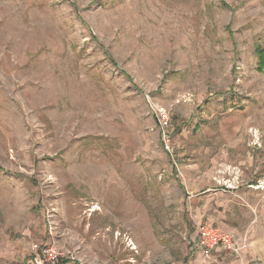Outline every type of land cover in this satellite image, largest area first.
I'll use <instances>...</instances> for the list:
<instances>
[{
	"label": "rangeland",
	"instance_id": "rangeland-1",
	"mask_svg": "<svg viewBox=\"0 0 264 264\" xmlns=\"http://www.w3.org/2000/svg\"><path fill=\"white\" fill-rule=\"evenodd\" d=\"M49 246L264 264V0H0V264Z\"/></svg>",
	"mask_w": 264,
	"mask_h": 264
},
{
	"label": "built area",
	"instance_id": "built-area-1",
	"mask_svg": "<svg viewBox=\"0 0 264 264\" xmlns=\"http://www.w3.org/2000/svg\"><path fill=\"white\" fill-rule=\"evenodd\" d=\"M197 245L204 257L208 258L210 253L216 250L229 252L240 256L247 250L246 239L237 240L233 234L220 230L210 222L199 224L197 230ZM44 260L36 258L34 264H53L64 255L52 246L42 250Z\"/></svg>",
	"mask_w": 264,
	"mask_h": 264
},
{
	"label": "crops",
	"instance_id": "crops-1",
	"mask_svg": "<svg viewBox=\"0 0 264 264\" xmlns=\"http://www.w3.org/2000/svg\"><path fill=\"white\" fill-rule=\"evenodd\" d=\"M226 230L227 229H229V230H233V231H235L234 229H230V228H225ZM225 230V231H226ZM224 231V230H223ZM234 237L237 239V240H241V239H243V238H245L246 239V243H247V250L245 251V252H243L242 254H244V253H246L247 251H248V249H249V245H250V238H249V236L247 235V233H243V231L242 232H235L234 234ZM251 236V235H250ZM252 240V239H251ZM241 254V255H242ZM233 255V254H232ZM233 256H235V255H233ZM210 257V256H209ZM208 257V258H209ZM237 257V256H236Z\"/></svg>",
	"mask_w": 264,
	"mask_h": 264
}]
</instances>
